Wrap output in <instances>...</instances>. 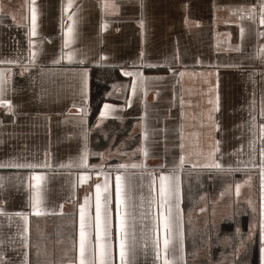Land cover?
Wrapping results in <instances>:
<instances>
[{
    "label": "crops",
    "instance_id": "0c3cea01",
    "mask_svg": "<svg viewBox=\"0 0 264 264\" xmlns=\"http://www.w3.org/2000/svg\"><path fill=\"white\" fill-rule=\"evenodd\" d=\"M262 9L0 0V264H79L86 196L84 258L99 264L106 176L119 264L117 175L128 264H163L161 174L172 186V264H264Z\"/></svg>",
    "mask_w": 264,
    "mask_h": 264
},
{
    "label": "snow or ice",
    "instance_id": "6c2138e0",
    "mask_svg": "<svg viewBox=\"0 0 264 264\" xmlns=\"http://www.w3.org/2000/svg\"><path fill=\"white\" fill-rule=\"evenodd\" d=\"M35 12H33L32 21H33V27L35 26ZM260 24H264V9H262V14L260 18ZM243 34V30H241ZM260 35H264V33H260ZM71 58V57H69ZM126 75H130L129 73H126ZM181 162H183V157H181ZM132 167H138V165H131ZM0 167H3V165H0ZM17 167H25V165H17ZM27 167H35L34 165H27ZM120 167H127V165H121ZM40 177H37V180H39ZM116 181V187H115V193H116V206H117V220L118 223V230L119 234L121 236L119 240V264H128L127 261V244L126 239L124 238L125 233L123 231L124 229V221L123 217L120 214V204H121V192H122V177L120 175H117L115 178ZM155 183V181H153ZM101 188L102 186L100 184L96 185V197H95V226H96V240L99 245V264H115L114 260V254L112 251V245L110 243V235H111V228L109 224V187H108V178L105 177V182L103 184V193L104 198L102 201V195H101ZM172 196V186L170 183V177H167L163 174L159 177V203L162 209H167L166 213L161 212L159 216L156 217L157 220V227H156V235H155V248H156V254L157 258H161V236L160 231L161 229L164 232L163 236V264H172L171 261L167 259V250L168 245L170 243V239L168 236V233L171 232V209L168 206V201ZM87 201L88 197H85V204L80 206V262L79 264H90L88 260H86L85 252L87 250L88 245V237L89 234L86 232V226H87V220L89 217L86 213L87 208ZM17 215H23V213H16ZM101 233L103 235V238L101 236ZM91 264H96L95 261L91 262Z\"/></svg>",
    "mask_w": 264,
    "mask_h": 264
},
{
    "label": "built area",
    "instance_id": "2783aa9c",
    "mask_svg": "<svg viewBox=\"0 0 264 264\" xmlns=\"http://www.w3.org/2000/svg\"><path fill=\"white\" fill-rule=\"evenodd\" d=\"M2 112H3V109L0 107V114H2Z\"/></svg>",
    "mask_w": 264,
    "mask_h": 264
}]
</instances>
